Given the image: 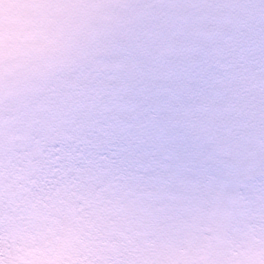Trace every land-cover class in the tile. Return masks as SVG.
Returning a JSON list of instances; mask_svg holds the SVG:
<instances>
[{
	"label": "clouds",
	"instance_id": "9594fccd",
	"mask_svg": "<svg viewBox=\"0 0 264 264\" xmlns=\"http://www.w3.org/2000/svg\"><path fill=\"white\" fill-rule=\"evenodd\" d=\"M165 14L264 45V0H0V264H264V69L162 115L107 110L84 120L38 104L69 75L119 82L143 53L102 46L100 35ZM162 128L204 139L228 190L242 194L245 222L222 228L209 212L205 231L188 238L96 240L84 219L94 185L156 155Z\"/></svg>",
	"mask_w": 264,
	"mask_h": 264
},
{
	"label": "rangeland",
	"instance_id": "374dc122",
	"mask_svg": "<svg viewBox=\"0 0 264 264\" xmlns=\"http://www.w3.org/2000/svg\"><path fill=\"white\" fill-rule=\"evenodd\" d=\"M99 41L143 55L130 61L119 82L87 72L61 78L38 101L41 107L84 120L107 110L148 108L162 115L195 94L230 87L264 69V45H245L222 29L208 33L167 14L124 22ZM228 132L223 125L220 134ZM241 197L228 190L224 169L202 137L162 128L156 155L110 170L94 185L84 219L100 242L148 245L205 231L209 212L222 228L244 223Z\"/></svg>",
	"mask_w": 264,
	"mask_h": 264
}]
</instances>
